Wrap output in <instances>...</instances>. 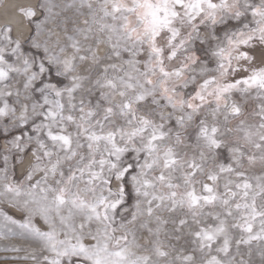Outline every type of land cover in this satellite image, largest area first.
I'll list each match as a JSON object with an SVG mask.
<instances>
[{
    "label": "snow or ice",
    "instance_id": "1",
    "mask_svg": "<svg viewBox=\"0 0 264 264\" xmlns=\"http://www.w3.org/2000/svg\"><path fill=\"white\" fill-rule=\"evenodd\" d=\"M0 250L13 264H264V0L13 5Z\"/></svg>",
    "mask_w": 264,
    "mask_h": 264
},
{
    "label": "bare ground",
    "instance_id": "2",
    "mask_svg": "<svg viewBox=\"0 0 264 264\" xmlns=\"http://www.w3.org/2000/svg\"><path fill=\"white\" fill-rule=\"evenodd\" d=\"M22 2H24V0H2L0 3V20L11 13L13 5Z\"/></svg>",
    "mask_w": 264,
    "mask_h": 264
},
{
    "label": "rangeland",
    "instance_id": "3",
    "mask_svg": "<svg viewBox=\"0 0 264 264\" xmlns=\"http://www.w3.org/2000/svg\"><path fill=\"white\" fill-rule=\"evenodd\" d=\"M1 1L2 0H0V3H1ZM10 255H11V253H5L2 250H0V264H13L12 261L4 259L5 256H10Z\"/></svg>",
    "mask_w": 264,
    "mask_h": 264
}]
</instances>
